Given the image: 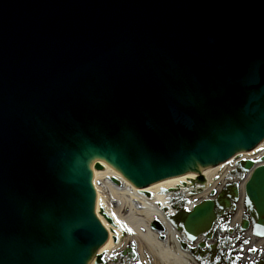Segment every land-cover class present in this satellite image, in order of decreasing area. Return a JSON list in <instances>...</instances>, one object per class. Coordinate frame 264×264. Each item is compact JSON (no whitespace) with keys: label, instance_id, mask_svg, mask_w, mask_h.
I'll return each instance as SVG.
<instances>
[{"label":"water","instance_id":"1","mask_svg":"<svg viewBox=\"0 0 264 264\" xmlns=\"http://www.w3.org/2000/svg\"><path fill=\"white\" fill-rule=\"evenodd\" d=\"M263 138L264 0H0V264L110 239L91 157L145 186ZM246 190L263 222L264 164ZM218 203L175 221L196 238Z\"/></svg>","mask_w":264,"mask_h":264},{"label":"bare ground","instance_id":"2","mask_svg":"<svg viewBox=\"0 0 264 264\" xmlns=\"http://www.w3.org/2000/svg\"><path fill=\"white\" fill-rule=\"evenodd\" d=\"M258 147H264V142H261ZM254 150L245 152V156H250ZM88 164L96 190V215L102 219L110 237L109 240L97 246L88 264H104L106 260L111 264H126V260H121L119 255L122 253L121 249L131 241L137 245L140 264H194L193 258L180 247V235L167 220L165 210L159 209V205L169 207L168 194L174 189L176 193L190 191L186 181L196 178L195 172H187L157 180L145 186H137L108 159L91 157ZM97 164L101 167H97ZM221 164L204 167L202 170L207 178L205 196L213 188L214 177L224 166ZM114 179L118 180L119 184L115 183ZM157 222L165 228L167 237H163L160 232L153 229L152 224L156 225ZM122 231L126 232L125 237L120 236ZM115 233H118V239ZM262 262L264 264V260ZM231 264H240V261L236 256H231Z\"/></svg>","mask_w":264,"mask_h":264},{"label":"flooded vegetation","instance_id":"3","mask_svg":"<svg viewBox=\"0 0 264 264\" xmlns=\"http://www.w3.org/2000/svg\"><path fill=\"white\" fill-rule=\"evenodd\" d=\"M224 187L227 192L230 191V188L227 187V182L224 184ZM243 217L244 219L247 218L250 221L253 219V216L248 210L245 211ZM234 220H236L235 210H226L219 217L215 225L214 232L215 236H217L216 241L208 247V251H210L208 252L209 256L202 260V264H231V256H236L237 259H239L240 264H244L241 257L236 254L237 252L243 253L246 257L244 249L248 253L249 246L252 241L249 240L246 242V240H244L241 235L243 234L241 226H236L232 231L236 237L232 238L230 236L232 235V232L228 228L229 224ZM233 248L235 249L234 251ZM261 258L264 259V253L258 255V257L254 260L249 261V259H247V261H249L247 264H260L259 261H261Z\"/></svg>","mask_w":264,"mask_h":264},{"label":"snow or ice","instance_id":"4","mask_svg":"<svg viewBox=\"0 0 264 264\" xmlns=\"http://www.w3.org/2000/svg\"><path fill=\"white\" fill-rule=\"evenodd\" d=\"M128 231H132L131 229H128ZM192 239H195V237H192ZM252 251H255V249H250Z\"/></svg>","mask_w":264,"mask_h":264},{"label":"rangeland","instance_id":"5","mask_svg":"<svg viewBox=\"0 0 264 264\" xmlns=\"http://www.w3.org/2000/svg\"><path fill=\"white\" fill-rule=\"evenodd\" d=\"M111 259H112V258H111ZM107 264H111V262H110V261H108V262H107Z\"/></svg>","mask_w":264,"mask_h":264}]
</instances>
